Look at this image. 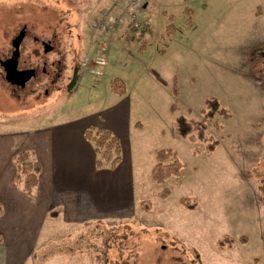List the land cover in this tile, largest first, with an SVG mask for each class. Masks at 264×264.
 <instances>
[{
  "label": "rangeland",
  "instance_id": "1",
  "mask_svg": "<svg viewBox=\"0 0 264 264\" xmlns=\"http://www.w3.org/2000/svg\"><path fill=\"white\" fill-rule=\"evenodd\" d=\"M143 1L141 18L151 23L145 34L125 26L102 34L92 20L113 0H0V60L27 26L21 67L41 69L20 88L0 65V133H37L92 116L118 98L111 89L117 79L145 124L134 207L74 224L49 221L26 264H264V0ZM44 42L53 46L48 54ZM103 47L109 65L97 79L89 71ZM76 66L81 80L70 90ZM175 102L180 110L173 114ZM180 114L207 121L219 143L214 152L178 136ZM168 148L185 167L161 200L152 152ZM184 196L198 202L196 211L182 207ZM143 201L151 213L140 209ZM225 236L248 241L221 251Z\"/></svg>",
  "mask_w": 264,
  "mask_h": 264
},
{
  "label": "crops",
  "instance_id": "2",
  "mask_svg": "<svg viewBox=\"0 0 264 264\" xmlns=\"http://www.w3.org/2000/svg\"><path fill=\"white\" fill-rule=\"evenodd\" d=\"M115 96L110 106L79 121L72 118L37 133H0L1 264H26L49 221L74 224L134 207L139 139L145 124L137 108L123 100L128 92ZM91 126L120 138L123 159L116 169H98L94 146L84 135ZM19 151H31L41 164L35 197L15 183L13 159ZM53 212L58 216L52 217Z\"/></svg>",
  "mask_w": 264,
  "mask_h": 264
},
{
  "label": "trees",
  "instance_id": "3",
  "mask_svg": "<svg viewBox=\"0 0 264 264\" xmlns=\"http://www.w3.org/2000/svg\"><path fill=\"white\" fill-rule=\"evenodd\" d=\"M173 32V30H172ZM112 91L120 96H124L128 92L126 83L122 79H117L111 86ZM173 96L175 101L178 98L179 92L176 82L173 84ZM208 106L214 111L219 112L222 116L227 117L228 111L221 107L218 100L208 101ZM180 108L175 102L171 107V113L176 114ZM205 110H203V113ZM207 114V113H206ZM206 117L211 118V114ZM175 129L180 138L190 140L193 143H204L207 145L209 152H214L218 146V142L208 135V123L204 120L190 119L183 114H180L175 119ZM85 138L94 146L97 155L98 169H116L123 159V148L120 138L112 131L91 126L84 132ZM155 156L156 164L152 171L153 181L162 188L159 193L161 200H166L172 193V187L169 186L173 179L181 177L185 165L180 160L179 154L175 149H156L152 152ZM16 167L15 183L30 197H35V190L39 186L41 175V164L31 151H19L14 159ZM198 202L191 197L184 196L180 199V204L188 211H196ZM140 209L147 213H151L150 202H142ZM52 217H57L58 213H51ZM246 237H231L225 236L218 242V248L221 251L233 250L238 243L246 244Z\"/></svg>",
  "mask_w": 264,
  "mask_h": 264
},
{
  "label": "built area",
  "instance_id": "4",
  "mask_svg": "<svg viewBox=\"0 0 264 264\" xmlns=\"http://www.w3.org/2000/svg\"><path fill=\"white\" fill-rule=\"evenodd\" d=\"M144 7L143 0H113L108 10L93 18L91 28L95 33L110 34L125 26L130 31L145 34L151 23L148 19L141 18ZM107 53L108 47L101 48L92 61L89 72L97 79L104 77L109 65Z\"/></svg>",
  "mask_w": 264,
  "mask_h": 264
},
{
  "label": "water",
  "instance_id": "5",
  "mask_svg": "<svg viewBox=\"0 0 264 264\" xmlns=\"http://www.w3.org/2000/svg\"><path fill=\"white\" fill-rule=\"evenodd\" d=\"M31 35V31L27 26H24L19 34L12 41L13 52L10 58L6 60H0V65L4 69L5 79L12 85H24L33 76L38 75L41 72L40 68H34L26 71H19L18 66L21 59V46L24 40ZM44 52L49 53L52 51L53 46L51 43L44 42ZM45 66L44 69H46ZM43 70V69H42ZM80 80V67L76 66L73 72L72 79L67 88H74Z\"/></svg>",
  "mask_w": 264,
  "mask_h": 264
},
{
  "label": "flooded vegetation",
  "instance_id": "6",
  "mask_svg": "<svg viewBox=\"0 0 264 264\" xmlns=\"http://www.w3.org/2000/svg\"><path fill=\"white\" fill-rule=\"evenodd\" d=\"M18 34H19V33H18ZM18 34H17V35H18ZM17 35H16V36H17ZM24 41H25V40H24ZM23 43H24V42H23ZM22 45H23V44H22ZM42 45H43V44H42ZM21 48H22V46H21ZM12 52H13V50H12ZM12 52H11V55H12ZM46 54H48V53H46ZM11 55H10V57H11ZM10 57H9V58H10ZM6 59H8V58H6ZM6 59H5V60H6ZM45 66H46V62L44 63V68H45ZM44 68H43V71H44V72L47 71V70L44 69ZM31 69H34V68H32V67H29V68H23V67H21V59H20V63H19V66H18V70H19V71H26V70H31ZM74 69H75V68H74ZM73 72H74V70H73ZM38 76H39V75L33 76L31 79L36 78V77H38ZM72 76H73V75H72ZM31 79H30V80H31ZM71 79H72V78H71ZM30 80H29V81H30ZM29 81H28V82H29ZM70 81H71V80H70ZM28 82H26L24 85H14V86H16V87H20V88H23ZM69 83H70V82H69ZM67 86H68V85H67Z\"/></svg>",
  "mask_w": 264,
  "mask_h": 264
}]
</instances>
